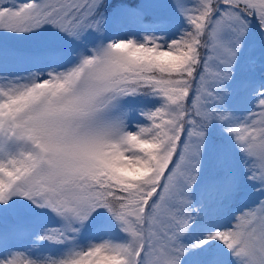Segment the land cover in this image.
Returning a JSON list of instances; mask_svg holds the SVG:
<instances>
[{
    "label": "snow or ice",
    "instance_id": "snow-or-ice-1",
    "mask_svg": "<svg viewBox=\"0 0 264 264\" xmlns=\"http://www.w3.org/2000/svg\"><path fill=\"white\" fill-rule=\"evenodd\" d=\"M0 34L35 37L0 42V264H264V0H0Z\"/></svg>",
    "mask_w": 264,
    "mask_h": 264
},
{
    "label": "rangeland",
    "instance_id": "rangeland-1",
    "mask_svg": "<svg viewBox=\"0 0 264 264\" xmlns=\"http://www.w3.org/2000/svg\"><path fill=\"white\" fill-rule=\"evenodd\" d=\"M34 39H35V37L15 38V37H11L8 35L0 34V42L15 44V45H19V46H25V45L29 44ZM252 199H255V197H252ZM248 203H251V200H244V201L238 202L235 205H233L232 210H235V208L241 207V206H243V204H248ZM228 219H229V215L226 214L222 218L221 222L227 223ZM49 222L54 223L55 221H49ZM26 247H27L26 245L21 246L22 249L26 248ZM58 247L59 246H57V245H50L48 248H45V249H42L39 251H42L44 255L51 254V255L55 256L56 255V249ZM34 252H35V250H34ZM25 255H28V253L26 252Z\"/></svg>",
    "mask_w": 264,
    "mask_h": 264
}]
</instances>
